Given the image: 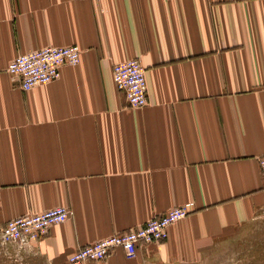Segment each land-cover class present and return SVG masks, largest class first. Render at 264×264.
Masks as SVG:
<instances>
[{"label":"crops","instance_id":"obj_1","mask_svg":"<svg viewBox=\"0 0 264 264\" xmlns=\"http://www.w3.org/2000/svg\"><path fill=\"white\" fill-rule=\"evenodd\" d=\"M48 46H77L78 64L21 90L8 64ZM130 59L143 108L113 81ZM263 156L264 0H0V229L69 210L0 264H68L186 204L165 242L90 264H186L243 237L264 264Z\"/></svg>","mask_w":264,"mask_h":264},{"label":"built area","instance_id":"obj_2","mask_svg":"<svg viewBox=\"0 0 264 264\" xmlns=\"http://www.w3.org/2000/svg\"><path fill=\"white\" fill-rule=\"evenodd\" d=\"M81 51L77 46L43 47L20 54L7 67L12 81L23 91L46 85L60 76L63 66L77 65ZM113 81L122 92L131 108H143L148 104L145 70L136 59H130L113 66ZM260 169L264 176V156ZM192 211V204L169 209L166 213L152 217L142 226L115 234L92 244L80 247L73 253L68 264H90L104 261L117 250L127 258H134L143 245L163 243L169 235V228L185 218ZM69 210L54 207L40 213L17 217L0 229V240L4 245H26L38 240L48 229L66 221Z\"/></svg>","mask_w":264,"mask_h":264},{"label":"rangeland","instance_id":"obj_3","mask_svg":"<svg viewBox=\"0 0 264 264\" xmlns=\"http://www.w3.org/2000/svg\"><path fill=\"white\" fill-rule=\"evenodd\" d=\"M237 239V242L230 240L214 250L209 257L201 258L186 264H254L256 260L249 259L248 244L242 242L243 239ZM20 246V245H19ZM24 246V245H23ZM20 250L19 248H17ZM0 250L7 254V246L0 240ZM259 261V260H257Z\"/></svg>","mask_w":264,"mask_h":264}]
</instances>
